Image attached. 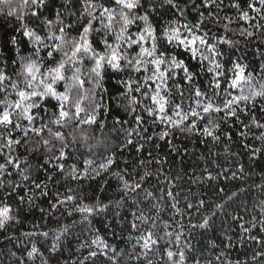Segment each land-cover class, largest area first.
<instances>
[{"label":"snow or ice","instance_id":"6c2138e0","mask_svg":"<svg viewBox=\"0 0 264 264\" xmlns=\"http://www.w3.org/2000/svg\"><path fill=\"white\" fill-rule=\"evenodd\" d=\"M67 2L70 3L71 0ZM0 3L11 5L12 0H0ZM29 3L39 8L45 5V0H23L24 5ZM82 6L86 8V16L77 15L74 23L59 27V35L51 33L46 37L47 40L59 41L58 44L45 43L36 31L28 30L22 23H18L15 29L21 31L25 37L34 38V44H41L43 48L49 50L43 58L40 57L41 48L38 47L34 48L30 56H21L25 73L24 87L20 88L17 82H13L11 87L17 89L18 99L15 101L0 99V104L4 105L0 109V189L5 188L4 178L12 176L15 171L22 182L32 185V188L26 191L33 193L27 198L25 195H18L17 208L14 209L7 201L18 194L22 184L15 181L7 184L10 190L0 198V232L7 230L10 225L20 223L18 215L20 206L25 203L35 205L34 190H39V195L42 197L52 196V199L48 200L50 213H55L58 208L63 207L69 217L76 214L80 216L79 220L73 219L71 224H63L60 228L52 230L53 243L50 251L55 252L61 237L73 226L80 224L86 226V230L92 233L94 238L86 240L81 245L89 248L87 256L78 262L73 260L71 264H86L88 260H94L97 256H103L109 264H118L117 255L124 254V250L121 249L120 253H117L115 246L99 234V229H93L92 217L108 211L110 205L120 208L131 202L130 207L133 210L129 213L131 220L128 241L134 243H132L133 251L128 255L137 264H153L152 255H158L161 264H188L193 249L191 243L184 238L185 216L188 217V228L207 229L213 217L218 211H222L225 205L217 203L209 208L204 200H199L196 204L188 203L185 209H180L178 207L180 192L174 190L177 187L174 181L180 180L181 177L177 175L170 179L162 167H158L156 173L148 170V165L161 166L167 163L166 157L161 158L153 155V151H148L150 159L147 162L145 160L139 162L142 171L130 178L126 169L113 173L120 182L119 199L104 203L96 198L94 202L88 203L79 191L71 186H68L63 193L59 191L50 193L48 182L34 178L33 166L28 162L27 157L16 154L17 148L22 144L29 145L27 139L29 133L39 137V140L25 150L30 154L43 153V163L36 171L43 170L47 174V181L55 184H58L59 180L54 179V173L49 171V166L65 181H78L92 172L99 175L100 170L109 171L115 163L114 153L99 163L85 159L83 161L85 167L80 168L75 162L74 151H69L77 143L78 134L85 142L91 138L84 133L80 125L103 127L97 120L103 106L94 97L95 88L102 87L101 81L106 66L116 72L125 73L128 77L120 81L127 91L118 90L119 95L116 99L127 101L120 103L119 106L131 117V120L115 119L113 127L121 126L125 133V145H134L137 152L145 150L146 145L151 146L152 150L159 149V141H165L172 152L178 153L179 149L173 145L172 140L167 139L176 131L185 135L202 136L205 138L202 142L210 141L212 144L220 143L222 137L231 141L232 135L224 131L226 125L232 126L229 121L241 125L240 137L246 138L252 133V129L256 128L259 132L252 133L253 136L264 142V121L258 119L254 111L259 102V111L264 113V83L257 86L252 73L246 74L247 66L242 65L238 60L230 61L231 68L226 67L223 59L225 52L222 50V46L226 45L231 49L241 43L240 39L234 37L253 38L257 31L264 34V23H262L264 0H228L227 7L236 12L235 20L227 14L220 15L226 6L225 0H184L183 4L180 0H107V4L83 0ZM166 6L174 10L176 18L162 27H157L150 19L152 13L158 7ZM93 9H97L99 14H94ZM192 10H195L196 18L194 22H189L187 17ZM14 12L18 22L24 19V16L15 9L8 11L7 15L12 16ZM31 17L51 31V20H41L38 12H32ZM57 17L59 18V13ZM105 18L107 23L104 22ZM94 21H99L102 27H95ZM114 22L119 24L118 31L114 30ZM137 22L142 26L137 32H130V27ZM239 22H244L247 26L231 28L233 23ZM76 23L80 25L78 39L69 38L66 29L74 28ZM210 25H222V33L214 32ZM113 36L115 43L112 41ZM10 43L16 44L17 38L13 36ZM97 45H102V49ZM176 49L188 53L189 60H196L200 72L193 71L188 61L181 58V53ZM57 52L62 53L58 61L54 55ZM33 57L39 58L41 64L46 60L52 61L54 66L46 67L45 71L41 72L37 59ZM85 62L91 65L88 69V81L95 85L91 89H84L85 80L80 78L81 67L77 66L84 65ZM72 66H75V71L71 76H67L66 73ZM132 73L139 75L134 79ZM261 73V79L264 80V65L261 66ZM201 74L208 77L206 85L197 82ZM5 80H11V77L6 76L3 69H0V92L7 95ZM58 81H65L62 92L55 87ZM233 89L237 90L236 93L232 91ZM135 94H139V97ZM47 98H53L58 102L54 105L58 111L48 117L47 123L36 127L33 109L41 110L40 101H46ZM85 100L88 101L86 106L83 104ZM149 118L151 124L159 131L145 135L148 128L144 125ZM25 120L28 122L27 125L23 123ZM129 123L135 124L136 127L123 128L124 124ZM53 126H58V129L54 130ZM59 129H70V131L65 133ZM45 131L47 135H41ZM13 132L22 133V137L15 138ZM133 137H139L140 142H135ZM242 147L247 149L249 145L243 143ZM209 152L211 155H218L211 153V149ZM257 152L264 153V149H254L251 155L255 156ZM232 155L236 156L238 153ZM68 160H73V163L68 164ZM204 171L207 172V169L205 168ZM239 172L244 173L243 164L239 165ZM161 175L167 183L164 187L156 189L160 193L157 197L156 192L146 185L153 176L157 178L158 184L161 183L159 180ZM232 178L239 177L233 172ZM206 179L212 180L211 173ZM219 191L223 192L224 189L221 188ZM141 193L144 194L143 198ZM237 195L238 193L234 191L227 196V200L231 201ZM146 202L151 204L149 212L154 210V215L145 214L141 206ZM166 209H171L172 215L165 220L161 217V213ZM192 209H195L200 216L196 222H193L195 217L189 211ZM39 210L41 213L45 212L42 207ZM258 226V230L264 232V219L253 217L247 227L240 224L242 232L249 240L264 247V239L251 234ZM33 227L39 228V225ZM106 227L110 228V225ZM132 233L137 235L133 236ZM112 234L116 236L115 232ZM21 235L47 238L50 233L28 231L22 232ZM228 247L232 245L229 243ZM26 254L28 260H34L38 255L43 256L35 242L31 243L30 248H26ZM12 256H16V253L13 252ZM258 258H264V251H256L251 257L257 264ZM19 264H25L22 258H19ZM42 264H48V260L42 259ZM65 264L68 262L66 261ZM192 264H201L200 258L192 257ZM204 264H232V261L226 257L222 259V256H216L214 260L204 258ZM236 264L240 262L237 261Z\"/></svg>","mask_w":264,"mask_h":264},{"label":"trees","instance_id":"16d2710c","mask_svg":"<svg viewBox=\"0 0 264 264\" xmlns=\"http://www.w3.org/2000/svg\"><path fill=\"white\" fill-rule=\"evenodd\" d=\"M92 3L104 2L107 4V0H91ZM183 4L184 0H180ZM228 0H225V7L221 11L220 15L233 17L235 20L236 12L233 9L227 7ZM83 0H71L70 3L67 0H45V5H41L37 8L35 5L23 4V0H12V4L0 3V69H3L6 76H10L11 80H5L4 85L7 86V95L4 92H0V99H7L9 101H15L18 99L16 95L17 89L12 88L11 84L17 82L20 88L24 87L23 74L24 69L20 60L21 56L28 57L33 53L34 48H41L40 57H46V53L49 49L43 48L41 44H34L33 39L25 37L21 34V31H15L18 23H22L27 26L28 30L36 31L37 35H40L42 40L47 44H58L59 41L47 40L46 37L55 33L59 35V27L74 23L77 15L86 16V8L82 6ZM15 9L24 16L22 21H17L15 12L12 16L7 15L8 11ZM247 10V9H246ZM32 12H38L41 20H51V31L48 27H44L31 17ZM94 14L98 15L99 11L93 9ZM142 12V10H141ZM59 13V18L57 17ZM75 14V15H74ZM255 16V13H250ZM176 15L174 10L169 7L157 8L152 13L151 21L157 27H162L167 22L175 19ZM196 18L195 10H192L188 14V21L194 22ZM119 18L117 17V20ZM61 21L63 22L61 24ZM86 22V21H85ZM105 23L107 19L105 18ZM95 27L101 28L102 25L99 21L93 22ZM227 23V21H224ZM264 23V22H262ZM142 25L140 22L130 27L129 31L135 33ZM241 26H247L244 22L233 23L231 28L236 29ZM114 30L118 31L119 24L114 22ZM212 30L216 33H222V25H210ZM80 30L79 23H76L74 28L66 29L69 38L75 37L78 39ZM249 30H252L249 28ZM15 36L17 43H10L11 38ZM95 38V34H93ZM240 39L241 43L235 47L229 49L228 46H222V50L225 52L224 62L226 67L231 68L230 61L238 60L242 65H246V74L252 73L255 77V83L257 86L264 83L261 79V66L264 65V34L260 31L256 32L255 37L244 39L242 37H234ZM113 43L114 36L112 37ZM102 49V45H97ZM19 50V51H17ZM181 53V58L188 61L190 68L195 72H200L199 64L196 60H189L188 53H184L181 49H176ZM70 53V50H69ZM55 59L58 61L62 57V53H55ZM37 64L40 67V71H45L46 67L54 66V62L46 60L44 64L37 57ZM81 67L80 78L85 80L84 89L94 88L95 85L88 81V69L91 65L85 62L84 65H77ZM75 71V66L70 67L66 75L71 76ZM39 76V73H37ZM139 74L132 73L133 78ZM127 79L125 73L116 72L110 67L106 66L103 72V80L101 81L102 87L95 88V100H97L103 107L100 109V114L97 116L99 125H80V128L84 130V133L91 137L86 142L77 135V143L69 149L74 151L75 162L80 168L85 167L83 161L85 159H91L97 163L102 162L105 157L115 154V163L111 166L110 170L105 172L100 170V174L96 175L94 172L88 176H83L78 181H65L63 177L54 172V169L49 166V171L54 173V179L59 180L58 184L47 181V174L41 170L36 171L37 167L43 163V153H29L26 151V147L31 146L35 141L39 140L35 134L29 133L27 138L29 145L22 144L17 148L16 154L22 157H27L28 162L33 166V176L38 181L48 182V190L50 193L59 191L61 193L66 191L68 186H71L79 191L84 197L85 202L92 203L96 198H99L102 202L108 203L110 200L119 199V186L120 182L113 175L114 172L127 170L128 178L135 175L137 172L142 171L139 162L145 160L147 162L150 157L148 151H153V155H158L161 158H167V163L157 166L155 164L148 165V170L153 173L157 172L158 167H162L163 171L168 174L169 178H174L179 175L180 180L174 181L177 187L175 191L180 192L178 197L180 203L178 207L185 209L186 204H196L199 200H204L206 206L209 208L214 207L215 204H224L222 211H218L217 215L213 217L210 222V227L207 229H190L187 227V219L185 216V229L184 238L187 239L192 245V253L189 256L188 264H192V257L200 258L201 264H204V258L212 259L216 256H222L232 261V264H236L237 261L240 264H257L251 257L256 251H264V247L257 244L255 241L249 240L245 235L240 224H244L246 227L250 225L253 217L258 219H264V153L257 152L255 156H252L254 149H264V142L255 139L252 133L258 134L259 130L252 129V133L244 138L240 137L239 131L241 125L234 121H229L231 127L225 126L224 131L232 135V140L228 141L224 137L220 143L212 144L210 141L202 142L205 140L202 136L185 135L179 131L173 133L167 139L172 140L173 145L179 149V152H172L171 148L165 141H159L160 148L152 150L151 146L146 145L145 150L140 152L136 151L134 145H125V133L121 129L120 125L113 127V121L115 119L131 120V117L126 114L120 103H127V101H118L116 97L119 95L118 90L127 91L124 88V84L121 83V79ZM198 83L206 85L208 77L201 74L198 78ZM65 81H58L55 87L58 91H64ZM236 93L237 90H232ZM139 97V94H135ZM259 99V98H258ZM42 107L41 110L33 109V114L36 116L34 126L40 127L42 124L48 122V117L53 112L58 111L54 105L58 102L53 98H47L46 101H40ZM83 104L86 106L88 101L85 100ZM4 107L0 104V109ZM260 103L258 102L254 109L257 118L264 121V113L259 111ZM83 115V114H82ZM247 122V121H246ZM25 125L28 122L23 121ZM148 128V132L145 135H151L152 133L159 131L158 128L151 124V119L144 125ZM54 130L58 129V126H53ZM135 124H124L123 128H133ZM118 129H120L118 131ZM65 133L70 129H59ZM245 131H247L245 129ZM41 135L46 136V131ZM13 136L17 139L22 137V133L13 132ZM71 139V137H69ZM135 142H140L139 137H133ZM243 143H247L249 147L244 149ZM211 153H217L218 155H211ZM232 153H238L234 156ZM206 159H204V158ZM215 161V163H212ZM68 164L73 163V160H68ZM244 165V173L239 172V165ZM95 166V165H93ZM207 169V172L204 169ZM227 170V171H226ZM237 174V179L232 178V173ZM211 173L212 180L206 179L208 174ZM161 183H157V178L153 176L149 184L146 185L149 189L156 192L158 197L160 193L156 189L162 188L167 183L164 181V176L159 177ZM11 181L21 183L22 187L18 194L7 202L16 209L18 195H25L26 198L29 195H33L32 192H27L26 189L32 188V185L28 182H22L21 177L15 171L12 176L4 178L5 188L0 189V198H2L6 191L7 184ZM224 189L220 192L219 189ZM244 189V191H240ZM237 192L238 195L231 201L227 200V196L232 192ZM35 193V205H29L25 203L19 208V224L10 225L7 230L0 232V264H19V258H22L25 264H42V259L48 260V264H71L73 260L80 261L83 257L87 256L89 248L87 246L81 247L86 240L94 238V235L86 230V226L76 224L69 232L61 237V240L57 244V250L55 252L50 251L51 244L53 243V231L60 228L63 224H71L72 220H79V214L73 217H69L63 207L58 208L55 213L48 211V200L52 199V196L42 197L39 195V190H34ZM141 193V198H143ZM187 197V199H185ZM155 202V201H152ZM129 204L123 207L116 208L114 205L109 206V210L95 215L92 217L93 229H99V234L104 237L111 245L115 246L117 253L120 250H124V254L117 255L118 264H137V262L131 258L128 254L132 253V243L134 241H128L130 233L129 221L131 216L129 213L133 210ZM44 208L45 212L41 213L40 208ZM145 214L154 215L155 212H149L151 204L146 202L142 205ZM191 215L195 217L193 222L200 219V216L195 212V209L189 210ZM119 213V215H117ZM172 215L171 209H166L161 213L163 219H168ZM234 217H242L243 219H235ZM34 225H39V228H34ZM106 225H110L106 227ZM259 226L257 229H253L251 234L256 235L259 238L264 239V232H260ZM179 230V229H177ZM28 231H49V237L42 236L25 237L21 235L22 232ZM113 232L116 236H113ZM136 236L137 233H132ZM243 236V240L241 237ZM35 242L40 248L43 256H37L34 260H28L26 254V248L31 247V243ZM232 247H228V244ZM138 250V249H137ZM15 252L16 256H12ZM111 254V253H110ZM223 254V255H222ZM153 264H161L160 257L158 255H152ZM143 259V258H141ZM86 264H109V262L103 256H97L90 259ZM258 264H264V258H258Z\"/></svg>","mask_w":264,"mask_h":264}]
</instances>
